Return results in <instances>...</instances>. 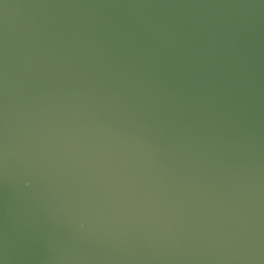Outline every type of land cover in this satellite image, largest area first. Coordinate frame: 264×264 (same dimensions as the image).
I'll use <instances>...</instances> for the list:
<instances>
[{"label": "water", "instance_id": "1", "mask_svg": "<svg viewBox=\"0 0 264 264\" xmlns=\"http://www.w3.org/2000/svg\"><path fill=\"white\" fill-rule=\"evenodd\" d=\"M0 264H264V0H0Z\"/></svg>", "mask_w": 264, "mask_h": 264}]
</instances>
